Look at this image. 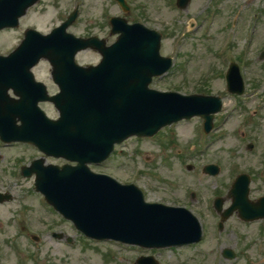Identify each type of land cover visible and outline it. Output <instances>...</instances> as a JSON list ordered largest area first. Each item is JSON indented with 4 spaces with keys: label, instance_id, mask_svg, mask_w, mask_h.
<instances>
[{
    "label": "rangeland",
    "instance_id": "374dc122",
    "mask_svg": "<svg viewBox=\"0 0 264 264\" xmlns=\"http://www.w3.org/2000/svg\"><path fill=\"white\" fill-rule=\"evenodd\" d=\"M127 1L131 10L125 14L116 0H41L23 18L21 27L0 33V53L14 49L28 26L50 32L76 5L81 7V15L70 29L80 36L109 34L108 20L117 14L161 31L164 53L173 56L180 49L183 66L155 86L187 94L203 87L201 90L209 94L222 95L225 111L217 122L219 128L209 136L202 131V119L181 122L171 128L177 137L173 149L159 143L172 138L167 128L152 142L134 139L124 143L109 160L92 168L122 183H137L149 201L187 206L199 216L204 239L190 247L161 250L88 239L51 209L36 191L34 178L21 175L23 164L44 155L30 145L3 146L0 142V190L14 196V200L0 205V264H136L140 255L150 254L160 264H264V220L246 223L235 214L220 231V216L213 207L214 197L227 194L241 172L254 171L252 198L264 193V179L256 175L264 171V0H222L224 13L214 22L207 20L195 33L191 29L196 20L202 24L207 16L210 19L218 1L192 0L184 11L177 8L176 0ZM236 18L239 26L234 29L231 25ZM237 52L247 55L243 62L247 91L243 97L230 94L224 78L228 62ZM97 57L94 51L85 50L78 61L95 63ZM49 68L43 60L35 72L50 83ZM43 107L50 116L55 115L50 105ZM249 143L256 146L251 149ZM179 149L183 150L178 153ZM60 161L47 158L55 164ZM213 162L221 171L212 177L203 167ZM54 232L65 237L57 239ZM33 235L40 236L38 242ZM226 248L235 250L238 257H223Z\"/></svg>",
    "mask_w": 264,
    "mask_h": 264
},
{
    "label": "water",
    "instance_id": "95a60500",
    "mask_svg": "<svg viewBox=\"0 0 264 264\" xmlns=\"http://www.w3.org/2000/svg\"><path fill=\"white\" fill-rule=\"evenodd\" d=\"M21 1L0 0V29L16 25L18 17L37 0ZM189 1L178 0L182 8ZM119 2L128 9L124 0ZM76 16V12L72 13L51 35L29 30L16 51L0 56L1 137L8 142L35 143L49 155L79 163L45 166L44 159H37L32 166L23 167V175L36 173L37 189L88 237L117 239L146 248L199 241L202 225L186 208L147 203L138 186L94 173L89 164L101 163L111 155L116 143L133 134L153 136L183 118L201 114L209 131L213 113L221 110V98L149 89L153 75L167 71L173 61L160 55L162 36L157 31L141 23L128 25L120 16L112 19L113 32H121L118 42L100 47L104 54L102 65L80 68L75 63L76 53L100 45L94 38L84 40L67 32ZM41 57L54 63L61 74L57 81L63 93L57 97L46 96L44 88L35 82L31 68ZM228 78L229 89L242 94L244 81L235 64ZM11 88L20 99L10 96ZM46 99L55 100L62 109L59 120L50 119L39 108L38 103ZM207 168L211 174L219 172L215 165ZM250 179L248 174L237 177L230 194L233 204L222 212L221 229L237 209L246 221L264 217V197L259 202L248 199ZM5 200H11V195L0 193V203ZM224 202L217 198L219 211ZM55 236L60 238L63 234ZM224 255L236 256L231 249H226ZM137 263L159 264L151 255L140 256Z\"/></svg>",
    "mask_w": 264,
    "mask_h": 264
},
{
    "label": "flooded vegetation",
    "instance_id": "af4514ba",
    "mask_svg": "<svg viewBox=\"0 0 264 264\" xmlns=\"http://www.w3.org/2000/svg\"><path fill=\"white\" fill-rule=\"evenodd\" d=\"M215 2H217L218 1V4L213 8V15H214V17L217 19V16H218V14H221V13H224V12H222L221 11V8H222V0H214ZM207 20H209V16H207V18L204 20V22H202V24H198L197 25V29L200 27V26H202L203 24H205V22H207ZM109 25L107 24V27H108ZM106 28V27H105ZM208 34V33H207ZM92 35H94V36H99V37H101V38H103V39H105V44L106 45H109V44H112V43H114L115 41H116V36H114L111 32L109 33V34H102V33H99V32H97L96 34H92ZM202 35H204V33L202 34ZM210 35V34H209ZM95 53H96V55H98V57H97V60L95 61V64H99V63H101L102 61H101V59H102V55H101V53L99 52V51H95ZM180 54H181V52L179 53V56H180ZM52 73V67H51V65H50V68H49V75H50V79H49V81H50V85H48L49 86V92H50V94L51 95H54V94H56V93H58L59 92V90H60V88H59V86H57V84L54 82V80H53V75L51 74ZM162 80H165V78L164 77H155L154 79H153V81H154V84H159V83H161L162 82ZM52 106V105H51ZM53 108H54V110H55V116L54 117H57L58 115H59V111H58V109L57 108H55L54 106H52ZM216 131V128L213 130V132H215ZM139 140H141V139H139ZM138 140V141H139Z\"/></svg>",
    "mask_w": 264,
    "mask_h": 264
}]
</instances>
